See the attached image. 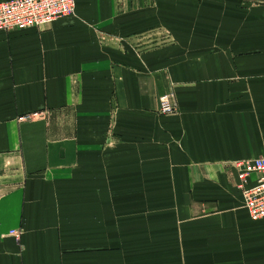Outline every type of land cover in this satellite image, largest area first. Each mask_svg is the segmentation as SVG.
<instances>
[{"label": "crops", "instance_id": "1", "mask_svg": "<svg viewBox=\"0 0 264 264\" xmlns=\"http://www.w3.org/2000/svg\"><path fill=\"white\" fill-rule=\"evenodd\" d=\"M118 1L0 29V264H264L232 167L264 156V0ZM175 19L180 48L126 45ZM193 21L226 42L190 53Z\"/></svg>", "mask_w": 264, "mask_h": 264}, {"label": "built area", "instance_id": "2", "mask_svg": "<svg viewBox=\"0 0 264 264\" xmlns=\"http://www.w3.org/2000/svg\"><path fill=\"white\" fill-rule=\"evenodd\" d=\"M74 9L75 0L0 1V29L9 33L41 28L72 14ZM173 97V92H169L160 98L161 114L177 111V103ZM19 119L23 120L24 117ZM232 167L235 169L236 188L250 219H264V156L235 160Z\"/></svg>", "mask_w": 264, "mask_h": 264}, {"label": "rangeland", "instance_id": "3", "mask_svg": "<svg viewBox=\"0 0 264 264\" xmlns=\"http://www.w3.org/2000/svg\"><path fill=\"white\" fill-rule=\"evenodd\" d=\"M6 1V0H3ZM112 2H116L119 3L118 0H112ZM148 5L152 6V2L149 0L147 2ZM77 5L75 4V9L74 12L68 16H74L76 14L77 11ZM125 9V8H124ZM67 17V16H64ZM61 17V18H64ZM61 18H58L56 20H59ZM56 20L52 21L49 25L43 26L41 28H37V30H44V29H48L50 27H52L54 24H52L53 22H55ZM167 20L169 23H171L172 19L170 18V14L167 16ZM174 24L165 26L163 25L160 21H155L153 23L147 24V23H142L139 24L137 26H135L136 28L132 31V33H129L127 35L128 38H130L131 40H129L128 38L126 42V45L129 47L130 51L133 53L134 56H136L138 59L141 60V58H147V56H149L150 54H152L155 51H159L162 53H165V51H163L164 49H173V48H180L179 46V38L178 35L173 34L171 32L172 29H178V27H174L177 26L179 21L177 19L174 20ZM195 22L193 21V23L190 25L191 27V31L188 33V36H183L189 38L190 41H192V43H196L198 46V49L195 50L194 47L191 48V52L190 53H194L195 51H206L212 48V46L214 44L220 43L217 39L221 38L222 42L221 43H225L226 40V34L222 33V32H217L215 31L217 34L215 36L216 39L212 40V36L209 33H199L196 32L194 27H195ZM28 29V28H27ZM26 29H22V30H17V31H24ZM4 31V30H3ZM5 32V31H4ZM14 32V31H13ZM8 33V32H6ZM11 33V32H9ZM172 92V91H168L165 92V94ZM164 95V94H163ZM161 95L159 97V105H160V98L163 96ZM173 99H175V97H173ZM176 101V99H175ZM177 103V101H176ZM178 109V106H177ZM160 112V108L158 110ZM161 113V112H160ZM23 117V116H21ZM26 118V117H24ZM251 159V158H250ZM8 234L14 236L16 235L17 238H19L20 235V231L18 229H12L9 230Z\"/></svg>", "mask_w": 264, "mask_h": 264}]
</instances>
